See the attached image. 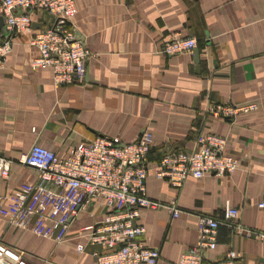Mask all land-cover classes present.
Instances as JSON below:
<instances>
[{
  "label": "crops",
  "instance_id": "obj_1",
  "mask_svg": "<svg viewBox=\"0 0 264 264\" xmlns=\"http://www.w3.org/2000/svg\"><path fill=\"white\" fill-rule=\"evenodd\" d=\"M34 18L38 28L52 21L46 13ZM72 22L91 51L83 81L56 86L51 69H32L36 51L27 31L12 36L0 69V151L14 161L9 177L0 176V207L8 210L0 213V239L35 264H97L92 253L102 248L81 231L102 220L101 201L82 210L61 241L43 233L46 217H32V224H42L40 232L11 220L17 193L38 175L19 159L37 142L67 152L102 134L132 142L145 130L156 138L146 188L157 202L175 197L167 179L156 176L161 156L192 150L201 130L227 136V152L240 160L230 174L189 177L177 197V217L166 207L142 210L143 239L160 250L156 264H177L198 239L197 216L224 219L227 200L240 209L244 226L264 232V208L257 205L264 200V0H76ZM189 35L198 40V62L193 51H159L169 38ZM216 103L255 107L216 117L208 111ZM41 199L33 190L27 205L38 208ZM231 248L244 264H264V239L222 224L209 256Z\"/></svg>",
  "mask_w": 264,
  "mask_h": 264
},
{
  "label": "built area",
  "instance_id": "obj_2",
  "mask_svg": "<svg viewBox=\"0 0 264 264\" xmlns=\"http://www.w3.org/2000/svg\"><path fill=\"white\" fill-rule=\"evenodd\" d=\"M76 0H0V14L4 18L0 31V69L13 48L12 36L30 32L35 55L32 69L49 68L56 86L83 81L87 61L91 55L85 39L72 22ZM46 13L52 21L42 27H33L34 15ZM198 44L195 36H173L163 42L160 52L176 55L192 52ZM255 104L235 105L216 103L209 113L216 117H233ZM228 137L211 130H201L195 137L192 150L170 149L159 160L156 176L166 178L174 191V198L164 204L147 195V159L155 145V134L145 130L132 142L118 136L98 135L67 152L52 150L34 143L19 162L38 170L33 185L17 193L18 201L11 220L40 232L42 224H32L35 214L49 220L43 231L56 241L63 240L70 224L90 204L101 201L105 207L102 220L85 226L81 231L88 243L100 246L93 251L97 264H156L160 250L143 239L146 226L139 219L145 208H168L173 217L182 209L177 197L189 177L203 178L208 174H230L239 168V158L227 152ZM14 161L0 151V176L8 178ZM56 186L52 189L50 186ZM33 190L41 193L38 208H30L27 200ZM257 205L264 208V200ZM0 213L8 210L0 207ZM222 224H229L235 233L264 239V232L255 231L240 222V209L225 202L224 219L199 214L198 239L185 248L177 264H244L241 252L231 248L212 257L217 248L218 232ZM79 252L85 244L77 245ZM0 264H35L24 250L0 239Z\"/></svg>",
  "mask_w": 264,
  "mask_h": 264
},
{
  "label": "water",
  "instance_id": "obj_3",
  "mask_svg": "<svg viewBox=\"0 0 264 264\" xmlns=\"http://www.w3.org/2000/svg\"><path fill=\"white\" fill-rule=\"evenodd\" d=\"M3 24H4V18L2 15H0V31L3 30ZM33 27H39L38 24H36V22L33 23ZM194 54H195V58H196V61L198 62V55H199V49H194L193 50Z\"/></svg>",
  "mask_w": 264,
  "mask_h": 264
}]
</instances>
